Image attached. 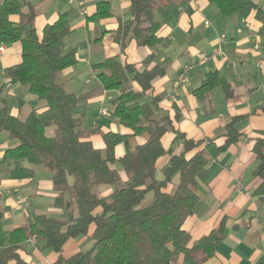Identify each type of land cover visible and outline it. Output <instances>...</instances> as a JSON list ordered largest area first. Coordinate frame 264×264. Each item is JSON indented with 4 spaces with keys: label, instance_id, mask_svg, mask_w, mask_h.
I'll return each instance as SVG.
<instances>
[{
    "label": "trees",
    "instance_id": "16d2710c",
    "mask_svg": "<svg viewBox=\"0 0 264 264\" xmlns=\"http://www.w3.org/2000/svg\"><path fill=\"white\" fill-rule=\"evenodd\" d=\"M128 1V19L115 16L111 2L100 0L92 20L116 18L114 40L122 48L129 42L140 47H168L169 39L160 36L159 31L172 15L170 4L174 0ZM208 2L226 19L247 18L255 13L261 24L259 34L264 36V9L253 0ZM37 16L36 6L29 0L0 3V44L20 43L22 48L21 62L6 68L5 78L13 88L12 81L18 84L19 101L25 92L46 103L44 110H33L22 120L12 114L11 105L2 98L8 83L0 88V134L7 133L11 141L18 142L4 152L0 169L14 180L32 182L36 167L43 166L52 174L57 193L54 205L65 208L68 216L60 219L38 213L25 225L8 230L0 211V264H28L21 250L32 239L43 241L46 248L59 254L56 264H178L179 260L202 264L212 258L226 237L225 222L192 245L184 224L202 205L198 190L208 175L210 162L239 141L241 133L236 126L241 118H233L225 127L227 140L223 145L211 139H188L162 111L160 98L148 94L153 82L167 74L168 66L158 63L154 54L144 59L142 68L118 57L109 58L95 64L93 70L103 89L121 93L115 101L113 117L131 133H104L106 148L97 149L84 139L82 121L75 114L85 98L68 91L58 80L63 71L79 62L76 48L65 49L76 13L71 10L60 14L54 23L44 27L41 36L36 28ZM133 83L141 90H134ZM218 85L227 88L216 73L210 74L194 94L203 97ZM50 124L56 128L54 137L46 134ZM171 132L183 145L179 154L164 147L163 138ZM134 137H146V141L130 147L125 156L118 158L117 147ZM254 153L259 160L255 175L260 181L254 195L264 197V139L256 141ZM167 155L169 161L158 168L159 160ZM117 163L126 180L115 166ZM69 177L75 178L73 184ZM104 185L111 186L112 191L102 196L98 188ZM66 193L71 195L69 201ZM81 236L90 237L92 248L63 257L68 241Z\"/></svg>",
    "mask_w": 264,
    "mask_h": 264
},
{
    "label": "crops",
    "instance_id": "0c3cea01",
    "mask_svg": "<svg viewBox=\"0 0 264 264\" xmlns=\"http://www.w3.org/2000/svg\"><path fill=\"white\" fill-rule=\"evenodd\" d=\"M29 1L38 11L36 28L40 36L44 27L54 23L60 14L71 10L76 13L72 22L73 33L66 38L65 49L76 48L79 62L63 71L58 80L68 91L85 98L75 109V114L82 121L85 136L88 135L86 139L97 149L104 151L106 148L102 137L104 133H131L113 117L115 101L121 93L103 89L97 72L93 70L95 64L109 58L118 57L122 62L142 68L144 59L154 54L158 63L168 66L167 74L153 82L152 91L148 94L160 98L162 111L170 115L174 128L188 139H211L223 145L227 140L225 127L233 118H241L236 126L241 133L239 141L210 162L208 175L198 190L202 205L194 216L186 220L184 230L190 235L192 245L225 222V239L216 247L215 255L202 264H264V197L254 195L260 183L255 175L259 160L254 146L258 139H264V36L259 34L261 24L255 13L247 18L234 16L226 19L208 0H174L170 4L172 15L159 31L160 36L169 39L168 47H140L135 42H129L122 48L114 40L118 28L116 18L92 20L96 3L100 0ZM105 1L111 2L115 16L124 20L129 18L128 0ZM253 1L264 9V0ZM17 19L14 18L15 21ZM3 46L5 50L0 53V88L8 83L4 70L22 60L20 43ZM175 54L178 57L174 60ZM187 57L189 61L181 64L180 59ZM202 59L206 60L200 63ZM196 62L200 64L191 72L189 79L192 84L187 82L175 92L183 69ZM214 73L227 83V88L218 85L203 97L196 96L194 91L208 75ZM12 82L15 93H10L5 87L2 98L7 101L13 98L14 104L8 101L13 115L25 120L33 110L45 109V102H38L25 92L20 95L22 101H19L16 96L19 86ZM133 88L141 90L137 83H133ZM94 104H98L96 111ZM103 107L108 109L107 115L101 114ZM176 116H179L178 120ZM46 134L54 137L55 126L47 128ZM176 136L175 133H167L163 144L166 149L179 154L183 145L176 142ZM145 141L146 137H134L120 144L116 149L117 157L125 156L130 147ZM11 143L8 136L0 135V161L4 152L11 148ZM169 159L170 155L160 159L158 168ZM115 166L122 179L126 180L121 165L118 163ZM42 171L48 180L36 184V169L32 182L14 180L0 169V211L4 214L6 229L23 226L38 213L67 218L65 208L54 205L57 193L53 188L52 174ZM158 177L162 178L161 174ZM98 191L105 196L112 191V187L100 186ZM40 242L32 239L24 244L21 250L23 260L28 264H56L59 254ZM93 243L89 236L71 239L64 246L62 255L69 258L86 252ZM178 264L185 263L179 260Z\"/></svg>",
    "mask_w": 264,
    "mask_h": 264
},
{
    "label": "rangeland",
    "instance_id": "374dc122",
    "mask_svg": "<svg viewBox=\"0 0 264 264\" xmlns=\"http://www.w3.org/2000/svg\"><path fill=\"white\" fill-rule=\"evenodd\" d=\"M72 3H74V2H72ZM157 18H158V20H160L161 15L158 14V15H157ZM177 57H178V55L175 54V55H174V60L177 59ZM186 61H189V57L180 59V63H181V64H185ZM187 82H188L189 84H192V82L190 81L189 78H188V81H187ZM188 83H187V84H188ZM113 94H114V93H113ZM115 96H116V94H115ZM84 100H85V99H84ZM8 101L11 103V105L14 104V102H13V101H14L13 98H9ZM84 104H86V103H84ZM93 109H94V111H96V110L98 109V104H94V105H93ZM91 113H92V111H91ZM52 125H53V124H52ZM52 125H49L47 128L51 127ZM53 126H54V125H53ZM0 135L8 136L7 133H2V134H0ZM55 135H56V134H55ZM86 138H88V135L84 136V139H86ZM11 142H12V143H11V146H10V147H15V146L18 145V142H17V141H11ZM116 165H118V163H117ZM119 166H120V164H119ZM42 170H43V171H42ZM36 171H37V175H36V177H35V183H36V184H37V183H41V182H42V183H45V182L48 180V177H47L44 173H41V171H42V172H46V173L51 174V172L47 171V169H45L43 166H38V167H36ZM5 174L8 175L7 173H5ZM74 181H75V178H74V177H69V183H70V184H73ZM65 199L69 201V200L71 199V195H70L69 193H66V195H65ZM40 243H43V241H41Z\"/></svg>",
    "mask_w": 264,
    "mask_h": 264
},
{
    "label": "built area",
    "instance_id": "2783aa9c",
    "mask_svg": "<svg viewBox=\"0 0 264 264\" xmlns=\"http://www.w3.org/2000/svg\"><path fill=\"white\" fill-rule=\"evenodd\" d=\"M5 50L4 46L0 44V53H2ZM206 59H202L200 63H203V61H205ZM198 62L196 63H191L188 64L182 71L181 75L178 77L176 85H175V92L178 91L181 87H183L187 81L188 78L191 75V72L197 67L198 64H200ZM7 89L9 90L10 93H14V88L11 84L8 83ZM101 114L103 115H107L108 114V109L103 107Z\"/></svg>",
    "mask_w": 264,
    "mask_h": 264
}]
</instances>
